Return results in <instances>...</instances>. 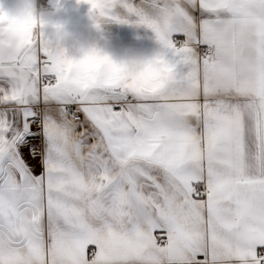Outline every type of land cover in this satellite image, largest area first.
I'll return each mask as SVG.
<instances>
[{
	"label": "snow or ice",
	"instance_id": "1",
	"mask_svg": "<svg viewBox=\"0 0 264 264\" xmlns=\"http://www.w3.org/2000/svg\"><path fill=\"white\" fill-rule=\"evenodd\" d=\"M81 2L162 71L74 72L0 26V264H264V0Z\"/></svg>",
	"mask_w": 264,
	"mask_h": 264
},
{
	"label": "clouds",
	"instance_id": "2",
	"mask_svg": "<svg viewBox=\"0 0 264 264\" xmlns=\"http://www.w3.org/2000/svg\"><path fill=\"white\" fill-rule=\"evenodd\" d=\"M84 4L77 0V6ZM61 0H49L47 7L38 0H0V26L17 35H40L57 62H69L74 72L102 67L114 70L130 81L148 80L158 76L162 65L156 52L149 54L135 48H124L119 54L101 46L93 33L96 23L84 31L79 23L65 13L61 18Z\"/></svg>",
	"mask_w": 264,
	"mask_h": 264
},
{
	"label": "crops",
	"instance_id": "3",
	"mask_svg": "<svg viewBox=\"0 0 264 264\" xmlns=\"http://www.w3.org/2000/svg\"><path fill=\"white\" fill-rule=\"evenodd\" d=\"M139 2V0H136ZM49 4V0H38V4ZM63 10L61 18L65 13L74 21L79 23L82 31L86 30L93 19L90 16V8L87 4L77 6V0H61ZM94 38L101 46L107 47L110 51L119 54L124 48H135L145 53H155L158 51V44L155 40L154 33L144 27H133L131 24H116L111 22L101 23L100 29L93 33ZM182 39V37H177ZM24 151V158L37 174L41 171L38 161H34ZM202 259V257H201Z\"/></svg>",
	"mask_w": 264,
	"mask_h": 264
},
{
	"label": "built area",
	"instance_id": "4",
	"mask_svg": "<svg viewBox=\"0 0 264 264\" xmlns=\"http://www.w3.org/2000/svg\"><path fill=\"white\" fill-rule=\"evenodd\" d=\"M39 5H41V6H44V7H47L48 6V4H39ZM83 117L81 116V119H82ZM33 130L35 131V126H34V128H33ZM33 143H36L37 145H39V143H40V141L39 140H36V141H33ZM25 150H27V149H25ZM28 151V150H27Z\"/></svg>",
	"mask_w": 264,
	"mask_h": 264
}]
</instances>
